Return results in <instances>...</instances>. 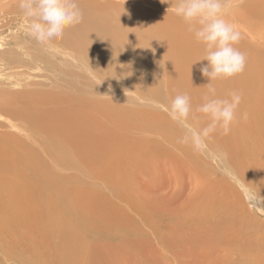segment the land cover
<instances>
[{"label": "rangeland", "instance_id": "rangeland-1", "mask_svg": "<svg viewBox=\"0 0 264 264\" xmlns=\"http://www.w3.org/2000/svg\"><path fill=\"white\" fill-rule=\"evenodd\" d=\"M96 1L102 2V0ZM106 1L117 4L124 3V6L121 7L122 9L103 5H95L93 9L91 6L83 7L94 14L101 11L102 16H89L88 19H83L82 23L94 24L100 20L101 26H105L106 30L109 23H117L114 26L117 27V34H115L118 50L116 51H120V55L113 53L117 56L116 62H118V69L115 72L111 70L108 73H95L94 66L85 56L86 52L83 51V54L81 49H76L78 45L59 46L61 44L56 41L48 44L37 42L27 34L25 26L28 18L19 17L20 13L16 16L18 20H15V25H11L12 27L0 36V52L10 51V54L6 56L16 55L18 58L30 62L33 57V68L31 69L23 67L13 69L9 67L10 65L5 66L0 62V92L18 91L28 80L33 81V91L39 88L41 90L42 88L51 89L57 84L59 89L56 94L60 93L66 100L64 105L71 108L76 115L89 116L84 120L75 117L77 123L70 121L67 124L70 134L65 137L81 141L82 143L78 144L80 152L67 139L65 151L55 150L53 140L62 139V133H56L53 136L43 131L38 132L36 128L33 129V149L36 151L34 155H37V157H33V165L36 170L50 168L60 177L66 175V180L67 178L69 180V182L65 180L64 185L46 187L45 195L49 196V193L52 192L56 198L64 199L68 197V190L72 193L71 200L61 204L57 203L58 206L51 203H39L37 200L35 201V198L33 199V253L37 251L40 260L38 262L37 257L33 258V263L252 264L255 262L264 264L263 236L260 239L258 234L257 237V234L246 226L240 212L233 206L239 197L232 195L224 197L221 192H218L220 189L217 190L218 186L213 181L218 174L223 177L225 174L233 177L228 172L230 166L227 163H222V158L218 153L208 150L209 156L202 155L201 157H204L203 160L206 161L204 164L208 167L206 170L209 169L213 173L207 175L188 157H184L178 148L171 150V147L167 148L162 142L161 126L152 117L159 111L167 117L168 115L155 106L157 104L170 105V101L176 94L169 88L167 90L161 88L163 89L162 98L155 99V105L152 104L154 100L145 94L158 90L157 84H152L148 89L145 84L147 78L153 81L154 76L159 74L151 71V76H153H147L148 71L145 68L148 61L157 62L149 58L150 54H154L153 49L157 50V48L147 45L143 50H139L133 55L134 53H129L127 49L128 43L120 44L124 41L122 36H124L125 30L129 28V26L125 27L127 23L124 22V18L132 14H137L147 22L149 12L162 16L163 20H158L150 15L149 19H154L160 24L184 28L183 20L169 10L173 0ZM233 1L238 4L237 0H231V10L229 9L228 14L226 13V19L229 18L230 22H235L236 24H234L241 31L239 25L243 26V23L237 21L238 25L235 21L239 18L234 17L233 14L231 17L228 16L232 10L236 9ZM0 2L3 5L11 1L0 0ZM79 2L78 4H80ZM12 4L18 6L19 0H15L0 11V16L3 19L9 20L14 17L9 13V9L13 7ZM132 4H136L139 9L135 8L136 5L131 6ZM233 7L235 9H232ZM140 11L141 13H139ZM246 27L245 29H247ZM254 30L252 29L253 32H251L256 35V38H260L259 40H255V37L252 38L251 34H249L251 37L246 33L243 36L253 39L252 41L257 45L256 48L259 45L260 48L264 47L262 36L257 37L259 34L257 35L258 32L255 28ZM179 32L180 42L187 41L194 44L189 33V36H186L184 31ZM255 41L259 44H256ZM104 42L109 41L105 40ZM168 46L165 43L162 45V49H168ZM201 46L204 48L203 45ZM242 49L239 48V50ZM258 49H255L258 53L257 57L253 52L245 53L248 62L246 66L251 65L250 70L246 67L249 71L246 73L247 78L250 81L254 80L257 75L255 74V71H258L257 68L259 71L264 70V58H262L264 55H261ZM139 52H143L148 58L139 56V54H143ZM242 52L244 53V51ZM251 55L256 59L253 56L251 58ZM162 60L167 66L173 65L171 55L168 56V59L162 57ZM16 71L25 73V76L15 79V76L11 75ZM162 80L161 83L166 82L164 79ZM17 81L16 85L11 84ZM262 83L264 84V80ZM88 91L96 95V101L92 99L87 102L88 100L81 97L82 93ZM153 97L155 98V95ZM150 105L153 106L150 107ZM65 113H67L66 110ZM0 121L7 123L4 118H0ZM99 124L100 126H98ZM96 126H98L97 129L102 127V131L94 130ZM185 132L187 133L188 130L185 129ZM105 134L106 136H104ZM122 141H125L124 145ZM105 142L109 143L104 145ZM104 146L114 147L105 153ZM44 148H47L50 154H47L43 150ZM201 148L206 149L205 147ZM223 151L228 154L224 149ZM124 155L128 159L127 167H116L117 164L114 163H117V157H124ZM208 163L211 167L208 166ZM217 168L219 171H216ZM44 172L46 171L44 170ZM214 173L215 176H212ZM236 179L233 178V184L241 193H237L238 191L233 193L242 194V200L244 203L246 202L245 208L250 210V213L254 212V215L256 213L257 216H255L264 222V196L257 192L255 194V192L242 190V185L238 186ZM38 182L41 180H38L33 174V183ZM87 191L91 194L95 191L96 198L95 194L87 195ZM262 193L264 194V192ZM82 194H84V198L81 199ZM65 204L74 209L75 213L79 212L81 215L78 217L75 214V219L79 218L81 222L78 224L79 228H76V233L73 232L78 236L75 238L76 241L72 238L62 241V237H59L60 233L46 230L48 225L45 217L47 216L44 213L48 209L55 212L60 207L65 208ZM43 216L45 217L43 218ZM92 223H98L97 226L102 230L107 229V233L99 232V235L90 231L85 233L84 228L91 226ZM59 244L62 245L60 248ZM66 246L67 248H65ZM70 254L73 258L70 257ZM255 258L256 261H252Z\"/></svg>", "mask_w": 264, "mask_h": 264}, {"label": "bare ground", "instance_id": "bare-ground-1", "mask_svg": "<svg viewBox=\"0 0 264 264\" xmlns=\"http://www.w3.org/2000/svg\"><path fill=\"white\" fill-rule=\"evenodd\" d=\"M14 1L15 0H8L9 3H4V6L1 5V2H3L1 1L0 5L2 7L0 6V11L5 9L7 5H10ZM78 1H80V4L78 5L83 13V19H88L89 16L93 15H97V17L102 16L101 11H99L97 14H94V12L83 8L86 6H91V9H93L95 5H103L109 8L120 9H122L121 7L124 6V3H111L106 0H102V2H98L96 0ZM235 2L236 1H233L236 9L233 7L232 9L235 10H232V12L229 13L230 15L228 16L231 17V14H233L235 15L234 17L239 18L235 19L236 22L241 21L239 23H243L242 26L237 22V24L242 29H240L241 40L237 46L239 48H243L240 51H244V53L247 54L253 52L254 55L256 54V57L258 53L255 51V49L259 48L258 50H260V54L264 55V49L262 50V48L264 47L260 48L259 45L256 48L257 45H255L254 41H252L253 39H249V37L251 36L252 38H256V35L252 33V29L254 30L255 28L258 32L257 35L259 34L257 37L261 35L264 40V0H237L238 4ZM146 3L151 5L149 2ZM153 3L154 7H156L155 2ZM133 5L134 4H132L131 6ZM11 6L13 7L9 9V13L13 14L14 17L7 20L3 19V17L0 16V22H2V25H0V36L4 35L7 29L12 27L11 25H15V20H18L16 17L18 13H20L19 17H25L19 5L15 6V4H12ZM136 6L135 8L139 9L138 6ZM139 13H141V11ZM149 15L158 20H163L162 16H158L155 14L153 15L149 12L147 22L144 21L143 18L137 16V14H132L131 16L124 18V22L127 23L125 27L127 28V26H129V28L125 30V34L124 36H122L124 38V41L120 42V44L128 43L127 49L129 53L133 52V55L138 53L139 50H143L147 45L155 46L157 48V50L153 49L154 54H150L149 56L151 60H156L157 62L153 63L152 61H148V63L145 65V68L148 71L147 76H151L152 72L159 73L156 75L154 73L155 76L153 81H151L150 78H147L145 81L147 89L152 84H157V91L148 92V94L145 93L146 96L151 97L154 100V102H152L153 105H155L156 103L155 99L160 100V98H162L163 89L167 90L169 88L173 90L176 95L182 93L188 94L191 98V104L193 108V117L190 119L188 124L180 125L170 117L168 111L169 105L161 106L157 104V106H155L159 107V109L163 110L168 115L167 117L163 112L159 111L154 115V117H152L161 126L162 142L167 148L171 147V150L178 148L184 155V157H188L198 166L199 169L204 170L205 174L207 175L211 173V170H206L208 168L204 166L206 161L203 160L204 157H201L202 155L209 156V154L207 153L208 150L213 151L214 153H218L219 157L222 158V163H227L230 166V171L228 172L233 176H226V174L224 177L223 175L220 176V174H218L219 176H215V173L214 175H212L215 176L213 181L219 187H217V190L220 189L218 192H221L224 197H229L230 195L239 197L237 198V203H233V206L240 212L241 216L246 222V226L251 231H254L257 234V237L259 234L260 239L261 236H263V239L264 222L256 217V213L255 216L254 212L250 213V210L245 208L246 202H243L242 194H234L237 191V193L241 192L233 184V178H237L236 184L238 186L242 185V190L251 191L253 193L255 192V194L257 192L258 194L260 193V195L262 194L264 196V194L262 193L264 192V84H261L262 80H264V70L262 69L260 70V72L257 68L259 72L255 71V74L257 75H255L254 80L252 81L247 78L246 73H248L249 71L245 69V74L243 73L242 75L235 78L227 80H216L212 82L211 86L215 88L216 95L218 97L227 98L229 97L230 93L238 92L242 96V102L238 109L237 122L234 124L229 134L224 135L220 130H218L212 133L209 137L201 139L198 135H196V133L200 129L206 127L209 123L208 119L204 117L202 113L196 111V109L204 102V97L209 94V89L206 86L208 83H210V81L208 78L204 77L200 71L201 67L207 64V61H202L206 54L205 50H202L204 48H202L201 44L194 39L193 34L188 31V28L184 22V28L174 27L160 24L156 20L154 21V19H149ZM115 24L117 23H109L106 30L105 26H101L100 20L94 24H83L81 22L80 24L67 29L63 37L59 41H56V43L61 44L59 46H69L72 44L78 45L76 49H81L80 51L86 52L85 56H87V60L89 59L94 66L93 68L96 71L95 73H108V71L111 70H114L115 72L118 69V62H116L117 56L115 55L120 52L116 51L118 50V43L116 38L117 27H114ZM245 27L249 31H246L247 29H245ZM181 30L185 32L186 36H189V34L192 36L193 41L191 38L190 39L194 44L187 41L180 42V40L178 39V33H180L179 31ZM245 33L248 34L249 37L243 36L245 35ZM249 34H251V36ZM257 39L259 40L260 38H256L255 40ZM105 40H108L109 42H104ZM165 43L169 46L168 49L163 50L164 48L162 49V45ZM256 44L259 43L257 42ZM113 53H115V55H113ZM9 54L10 51L0 52V62L4 63L5 66L10 65L9 67L13 69L22 67L28 69L33 68V57L32 61L30 62L24 61L18 58L16 55L6 56ZM169 55L172 56L173 65L167 66L163 63L162 57L164 59H168ZM139 56H145L148 58V56L144 53L139 54ZM252 56L253 55H251V58ZM258 56L260 57V55ZM253 58L256 59L254 56ZM251 61L253 60L251 59ZM255 65L257 66V63H255ZM258 66L260 65L258 64ZM246 67H248V65ZM249 67L251 68V65ZM158 75H161V77H158ZM11 76H15V79H18L19 76H25V73L16 71L13 72ZM162 79H164V81L166 82L161 83L163 81ZM21 80L23 79L21 78ZM17 83L18 81L11 84L16 85ZM57 86L58 85L55 84V86H53L51 89L42 88V90L38 87L39 89H34L35 91H33V81L28 80L24 83L23 88L18 91L16 90L14 92H0V118H4L5 121H7L6 124L0 121V264H35L33 263V258L36 257L38 262H40V260L38 259L37 251H34L33 253L34 198L35 201L37 200L39 203H51L54 205L56 204L55 206H58L59 203H65L67 202V200H71L72 193L69 190L67 191L68 197L64 199L56 198L52 192H50L49 196H47L44 192V189L46 187L64 185L63 182L66 180V175L64 176L65 178L60 177V175L54 173L55 171L53 172L50 168L36 170L35 165H33V157H37V155H34L36 151L33 149V129L35 128L38 132L43 131L44 133H50L53 136H55L56 133L63 134V140H53L55 150L59 149L61 151H65V141L67 139L68 142L74 144L76 150L80 152V147L78 144H81L82 142L75 141L74 139L71 140L70 138L65 137L66 135L70 134L67 124L70 121H74L75 123H77L75 117L84 120L85 117L89 116L76 115L75 113H73L71 108L65 106L64 104L66 103V100L62 98V95L60 93L56 94V91L59 89V87ZM153 95H155V98L153 97ZM95 96L96 95L94 93H91L90 91L81 94V97L84 100H88L87 102H90V100L92 99L96 101ZM143 101L146 102V100ZM153 105H150V107H152ZM65 110L67 111V113H65L66 115L64 114ZM245 113L247 114L246 119L243 118V114ZM107 117H109V115H107ZM98 126H100V124ZM98 126L94 127V130L96 129L98 131H102V127L97 129ZM185 129L188 130L187 133L185 132ZM104 136H106V134ZM186 136L189 137L187 141L185 140ZM108 143L105 142L104 145H107ZM124 143L125 141H122L123 145ZM113 147L104 146L103 151L106 153ZM201 147H205L206 149ZM223 149L227 151L228 154H225ZM43 150L47 152V154H50V151L47 148H44ZM117 158V163H114L117 164L116 167H127L128 159L125 158V155L124 157L120 156ZM208 166H210V164ZM213 169L215 170V168ZM44 170L46 172H44ZM217 170L218 168L216 169V171ZM33 174L37 177L38 180H41V182L33 183ZM66 181L69 182L68 178ZM78 183L81 184L80 181H78ZM86 194H95L96 198L95 191L92 192V194L87 191ZM83 196L84 194H82L81 199L84 198ZM248 208L250 209V207ZM44 214H46L45 216H47H43V218H46L45 221L48 225V227L46 226V230H49L50 232L60 233L61 236L59 237H62V241L70 240V238L76 241L75 238H78V236L73 234V232L76 233V228L78 227V224L81 223L79 221V218L78 220L75 219V214L78 217L81 216L79 215V212L75 213L74 209L65 204V208L60 207L58 208V210H55V212L48 209V211ZM102 222L105 223L104 221ZM97 225L99 224L92 223L91 226L89 225V227H85L83 231H85V233L87 231H90L91 233L96 232L97 235H99V232L107 233V229L102 230ZM52 234L53 233H51L50 235ZM61 246L59 244V248ZM65 248H67V246ZM70 257H72L71 254ZM62 258L65 259V257ZM252 261H256V258ZM66 263H68V261ZM252 264L258 263L252 262Z\"/></svg>", "mask_w": 264, "mask_h": 264}, {"label": "clouds", "instance_id": "clouds-1", "mask_svg": "<svg viewBox=\"0 0 264 264\" xmlns=\"http://www.w3.org/2000/svg\"><path fill=\"white\" fill-rule=\"evenodd\" d=\"M19 7L28 18L27 34L41 44L59 41L67 29L83 20L78 0H19ZM230 7L231 0H173L169 9L183 20L206 53L202 61H207V64L200 71L210 81L206 86L209 94L196 111L202 113L209 123L196 133L201 139L218 130L224 135L229 134L237 122L242 102L238 92L221 98L211 86L213 81L240 76L246 69V55L237 47L241 33L234 23L226 19ZM168 111L177 124L187 125L193 117L190 96L177 94L170 101ZM243 118H247L246 113ZM188 138L186 136L185 140Z\"/></svg>", "mask_w": 264, "mask_h": 264}]
</instances>
